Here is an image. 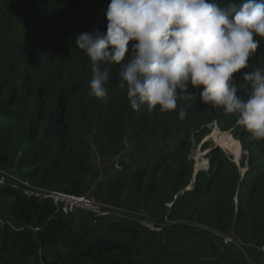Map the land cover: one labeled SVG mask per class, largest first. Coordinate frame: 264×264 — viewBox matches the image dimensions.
<instances>
[{
  "label": "trees",
  "instance_id": "obj_1",
  "mask_svg": "<svg viewBox=\"0 0 264 264\" xmlns=\"http://www.w3.org/2000/svg\"><path fill=\"white\" fill-rule=\"evenodd\" d=\"M109 3L0 0V169L44 189L93 188L97 200L112 203L110 217L92 223L86 211L63 216L51 202L0 186V264H221L211 260L212 228L248 244L242 257L217 238L224 264H256L249 252L264 244V141L250 140L234 114L202 104L196 89L195 100L178 99L174 112L132 110L117 66L107 99L90 96L91 64L75 39L106 31ZM258 66L264 44L250 68L234 74L240 95L249 88L240 75ZM214 124L218 137L232 135L245 152L237 165L212 151L208 171L193 180L191 149ZM93 155L105 175L90 185Z\"/></svg>",
  "mask_w": 264,
  "mask_h": 264
},
{
  "label": "clouds",
  "instance_id": "obj_2",
  "mask_svg": "<svg viewBox=\"0 0 264 264\" xmlns=\"http://www.w3.org/2000/svg\"><path fill=\"white\" fill-rule=\"evenodd\" d=\"M104 14L103 34L75 39L91 64L90 96L107 99L117 66L132 110L174 112L178 99L195 100L196 89L202 104L234 114L250 140L264 141V67L240 75L246 96L234 77L264 44V0H110Z\"/></svg>",
  "mask_w": 264,
  "mask_h": 264
},
{
  "label": "built area",
  "instance_id": "obj_3",
  "mask_svg": "<svg viewBox=\"0 0 264 264\" xmlns=\"http://www.w3.org/2000/svg\"><path fill=\"white\" fill-rule=\"evenodd\" d=\"M0 186L16 190L28 198L51 202L55 207L56 213L63 216H68L78 210H83L92 215V220L95 223V220L99 221L104 218H109L112 213L110 207L112 205L97 200L93 194L92 188L88 189L87 193L82 195L66 193L59 189H44L23 180L17 171L3 169H0ZM168 206H171V203H169ZM142 224L154 232L160 231L161 228L159 223L143 221ZM155 225H157V227H155ZM208 231H210L211 235L219 238L220 241L223 240L226 244L237 246L245 257L248 256L244 252L245 247L248 246L245 242L237 240L233 238L232 235L225 234L216 228L208 229ZM251 248L260 254L264 253V244L261 246L252 245Z\"/></svg>",
  "mask_w": 264,
  "mask_h": 264
},
{
  "label": "rangeland",
  "instance_id": "obj_4",
  "mask_svg": "<svg viewBox=\"0 0 264 264\" xmlns=\"http://www.w3.org/2000/svg\"><path fill=\"white\" fill-rule=\"evenodd\" d=\"M218 128L217 126L214 124L211 126L210 128V133L208 135H210V137H212V133L216 132L218 133ZM220 131V130H219ZM222 133H226V136L229 137L230 135V132L229 131H221ZM229 134V135H228ZM204 136L203 139L199 142V144L195 145L192 149H191V153H190V157L193 159V168H198L200 170H203L205 172L208 171L209 169V155L211 154L212 151H215V150H219L222 149L223 151H225L226 153L229 154V156H231L232 160L235 159V155L238 154V152L236 150H234V141L237 142L238 146L240 145V142L235 139L234 137H232V135H230V137L234 140L232 141H228L226 138L224 137H218V136H215V137H212V138H209V136ZM214 135V134H213ZM224 143L228 146V148L231 150L232 153H234V157L233 155H231L227 149H224L222 148V145L219 144L217 145L218 143ZM202 145L204 148H202ZM240 147V151L239 152V155L237 158V161H234L235 163H239V160L241 158V155L244 154V150L242 149L241 145L239 146ZM227 156V154H226ZM225 156V157H226ZM196 159V160H195ZM93 161L96 162L95 163V169L97 170V173H96V176L93 178L94 180L90 181V185L94 184L97 180H99L100 178H103L104 177V173H103V168L100 170L101 166L99 165H102V162L99 161V159H97V157L95 155H93ZM197 161V162H196ZM205 161V165L203 164V166L201 165H198L199 162H203ZM239 165V164H238ZM111 167H115L117 169V166L116 164H111ZM114 168V170H115ZM202 168V169H201ZM13 171H16V170H13ZM19 173V172H18ZM191 187V184L187 186L186 189H189ZM60 190V189H59ZM60 191H63V190H60ZM64 192V191H63ZM107 204H112V203H107ZM0 205H3L5 206L6 204L4 203L3 200L0 199ZM115 205V204H114ZM169 205V204H168ZM171 207V206H170ZM155 227H157V225H155ZM209 232V231H208ZM211 242L213 245H211V247L213 246L216 250H213V252L216 254L215 256H213L211 258V260H217L219 263L221 264H224V261L225 259H223V257H221L220 254H223L225 253V250L222 248L221 246V243L219 240H217V238H212L211 239ZM215 243V244H214ZM220 244V245H219ZM219 246H220V250H219ZM234 249L236 251H238L242 257H245L243 255V253L239 250V248H236L234 247ZM219 250V251H218ZM212 254V253H211ZM261 255H264V253H261ZM246 260V259H245ZM247 262V261H246ZM254 263V262H253ZM255 264V263H254ZM256 264H259V263H256Z\"/></svg>",
  "mask_w": 264,
  "mask_h": 264
},
{
  "label": "crops",
  "instance_id": "obj_5",
  "mask_svg": "<svg viewBox=\"0 0 264 264\" xmlns=\"http://www.w3.org/2000/svg\"><path fill=\"white\" fill-rule=\"evenodd\" d=\"M93 189V188H92ZM6 204V202H5ZM258 253V252H256ZM255 251H251L249 252V256L251 258V261H255L256 263H259V264H264V255H261L260 253L259 254H256Z\"/></svg>",
  "mask_w": 264,
  "mask_h": 264
},
{
  "label": "bare ground",
  "instance_id": "obj_6",
  "mask_svg": "<svg viewBox=\"0 0 264 264\" xmlns=\"http://www.w3.org/2000/svg\"><path fill=\"white\" fill-rule=\"evenodd\" d=\"M218 133H219V130H218ZM218 133H216V132H214V133H212V137H215V136H218ZM214 134V135H213ZM209 136V138H212V137H210V135H208ZM232 141V140H231ZM234 145H235V147H234V150H236L237 152H238V154H236L235 155V158L236 157H238V155H239V152L240 151H238V150H240V147L238 146V144H237V142L236 141H234ZM234 154V153H233ZM237 159V158H236ZM196 160V159H195ZM197 162V161H196ZM203 164L205 165V161H203V162H199V164L198 165H202L203 166ZM202 169V168H201ZM92 223H93V220H92Z\"/></svg>",
  "mask_w": 264,
  "mask_h": 264
},
{
  "label": "water",
  "instance_id": "obj_7",
  "mask_svg": "<svg viewBox=\"0 0 264 264\" xmlns=\"http://www.w3.org/2000/svg\"><path fill=\"white\" fill-rule=\"evenodd\" d=\"M236 164L238 165L239 163L236 162ZM199 170H200V169H198V168H193V180H194V178H195V176H196V174H197V172H198Z\"/></svg>",
  "mask_w": 264,
  "mask_h": 264
}]
</instances>
